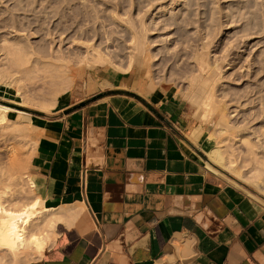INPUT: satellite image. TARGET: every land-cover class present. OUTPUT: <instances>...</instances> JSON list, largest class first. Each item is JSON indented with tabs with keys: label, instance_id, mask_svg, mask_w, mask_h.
<instances>
[{
	"label": "crops",
	"instance_id": "obj_1",
	"mask_svg": "<svg viewBox=\"0 0 264 264\" xmlns=\"http://www.w3.org/2000/svg\"><path fill=\"white\" fill-rule=\"evenodd\" d=\"M105 70V87L39 116L38 192L85 211L62 213L30 264H264L259 192L211 168L179 96L142 94Z\"/></svg>",
	"mask_w": 264,
	"mask_h": 264
},
{
	"label": "rangeland",
	"instance_id": "obj_2",
	"mask_svg": "<svg viewBox=\"0 0 264 264\" xmlns=\"http://www.w3.org/2000/svg\"><path fill=\"white\" fill-rule=\"evenodd\" d=\"M19 35L22 40L18 44ZM3 38L9 42H3ZM203 41L211 43L212 61L221 60L229 46H242L235 45L230 51L228 58L233 62L221 63L225 66L215 84L217 108L214 106L210 118L202 121L192 98L197 87L205 83L199 84L192 52L202 51ZM28 44L42 60L51 59L75 76L70 91L58 96L52 110L64 104L62 100L86 97L96 85L105 87V69L118 72L115 81L121 80L131 90L150 94L163 89L179 96L191 118L202 127L203 136L219 146L226 163L248 180L249 184H242L256 194L258 191L261 198L248 195L264 206V194L253 185L264 178V70L258 72L264 68V0H0V60L8 50ZM137 44L139 51L135 50ZM142 48L152 55L148 68L143 67L149 70L148 80L134 67L120 71L107 63L93 68L87 64L89 57L101 52L126 67L131 55H144ZM193 74L197 76L195 82L191 81ZM15 75L23 78L22 74ZM31 78L18 82L27 90L30 102H22L7 89L9 78L1 81L0 105L15 108L9 119L21 121L18 114L30 113L34 128L23 120L26 127L22 129L6 121L0 123V156L5 162L25 166L34 176V158L44 135L39 116H51L38 104L50 97L49 89L57 78L49 76L45 90H38L43 80ZM140 80L141 86L137 84ZM223 106L225 117L220 120Z\"/></svg>",
	"mask_w": 264,
	"mask_h": 264
},
{
	"label": "bare ground",
	"instance_id": "obj_3",
	"mask_svg": "<svg viewBox=\"0 0 264 264\" xmlns=\"http://www.w3.org/2000/svg\"><path fill=\"white\" fill-rule=\"evenodd\" d=\"M17 29H15V32ZM7 39L3 38L4 41H2L8 43L9 39ZM17 40V43L19 44L22 40V36L18 37ZM207 40L209 39L207 38ZM241 44L242 43L235 45L236 47H241ZM235 45H231L227 48V53L220 56L222 57L221 60L220 58H215L212 61L209 58L211 57L210 41H203L201 43L202 51L197 50L196 52H192V55L196 60L195 69L199 74L198 77L200 78L199 84L203 82L205 83V85H199L197 87L198 92H195L196 94L192 98L197 110L199 109V117L202 121L210 118L211 111L216 105L217 98L215 97H217L218 94H216L215 84L221 78V73L225 64L229 65L233 62L228 58V56L229 54H232L230 51L232 52ZM136 49L139 51L138 44L135 46V50ZM141 51L144 55L141 57L131 55L126 67H123L122 64L114 62L110 57H108V55L101 52H97L89 57L87 64L89 67L93 68L96 65H103L107 63L112 68L123 71H128L135 67L140 72L139 75L143 74L147 78L150 77L149 70L143 69V67H147V62L148 60L149 62L151 61L152 55H148L143 48ZM206 55L208 57H205ZM230 58L232 57L230 56ZM222 62H225L224 66H222ZM0 63V85L2 86L4 84V78H9L11 83L7 86V89L14 93L15 97L17 96L21 98L22 102H30L28 99L30 96L26 94L27 90H24L18 83L20 80L26 77H32L36 81L43 80L44 82L42 83V87L38 89L42 90L48 84L49 76L57 78L54 80L53 87L49 89V93H51L50 97L46 99V101L38 104L41 109L46 111L52 110L51 108L53 106L55 107V104L58 101V96L69 92L75 81L74 74L69 73L62 65L54 63L51 59L42 60L39 53H37L33 49V46L31 47L29 44L28 47H15V50L13 51L8 50L0 60ZM1 65H7L9 68L2 67ZM232 65L236 67L234 64ZM263 70L264 68L258 72H262ZM42 72L45 74H42ZM15 74H22L23 78ZM143 75H140V77ZM192 76L191 81L195 82L197 76L195 74ZM1 81L3 82L1 83ZM140 82H142V80H140ZM149 86L153 88V83L150 82ZM32 90H35V88ZM220 94H222V92H220ZM27 95L29 96L28 98ZM220 105L221 104H219L218 107ZM14 109L10 106L0 105V123L6 121L10 123V125H13V127L14 125H20L16 128L22 129L26 127L25 125H22L23 120L26 122L27 126L34 128L31 124L30 113H26V115L18 114L17 118L22 119L21 121H11L9 117L12 115L11 111H14ZM219 111L220 120H224L225 107L223 106L219 109ZM25 132L26 131L24 129V133ZM201 134H203V129L200 126L197 128L195 132L196 138H194L197 139V137ZM207 143L209 148L206 151L210 160L208 164L211 168H214L219 172H227L234 178L248 183V180L241 174L240 170H238L235 166L226 163L221 149L216 143L212 142L210 137H208ZM253 185L258 187L261 194H264V178L262 179V182H254ZM78 211H85V205L83 202H78L74 205L61 204L58 207H51L48 205L46 198L38 192V184L36 180L27 172L25 166L17 165V163L5 162L4 158L0 156V264H30L31 261L41 258L55 239L54 227L57 221L62 218V213L65 212L71 214L74 212L78 213ZM77 215L78 214H75V216ZM33 237L36 239L34 240Z\"/></svg>",
	"mask_w": 264,
	"mask_h": 264
},
{
	"label": "snow or ice",
	"instance_id": "obj_4",
	"mask_svg": "<svg viewBox=\"0 0 264 264\" xmlns=\"http://www.w3.org/2000/svg\"><path fill=\"white\" fill-rule=\"evenodd\" d=\"M33 239L35 240L36 238H35V237H33Z\"/></svg>",
	"mask_w": 264,
	"mask_h": 264
}]
</instances>
